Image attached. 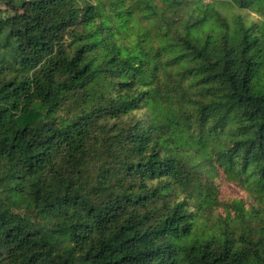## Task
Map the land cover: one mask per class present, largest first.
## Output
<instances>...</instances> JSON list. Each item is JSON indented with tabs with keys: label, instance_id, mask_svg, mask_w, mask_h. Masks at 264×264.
<instances>
[{
	"label": "trees",
	"instance_id": "trees-1",
	"mask_svg": "<svg viewBox=\"0 0 264 264\" xmlns=\"http://www.w3.org/2000/svg\"><path fill=\"white\" fill-rule=\"evenodd\" d=\"M4 3L0 264H264V0Z\"/></svg>",
	"mask_w": 264,
	"mask_h": 264
},
{
	"label": "rangeland",
	"instance_id": "rangeland-1",
	"mask_svg": "<svg viewBox=\"0 0 264 264\" xmlns=\"http://www.w3.org/2000/svg\"><path fill=\"white\" fill-rule=\"evenodd\" d=\"M15 10H18V9L10 7L9 5L4 3V0H0V13L1 14L7 15ZM222 12L229 16L231 12H233V10L222 8ZM214 183H215V186L218 187V197H219L221 204L219 205L218 209L213 214H216V215L222 214L224 216H227V211H229L228 209L230 208H226L225 205L232 207L231 203L237 199H242L247 209L257 210L258 208L264 207V203L261 202L256 196L242 189L235 183H231L227 181L222 171H220L218 178L214 179ZM229 213L232 217L234 216V211H231V212L229 211ZM217 218L219 217L217 216ZM215 220L216 218L213 217V221Z\"/></svg>",
	"mask_w": 264,
	"mask_h": 264
}]
</instances>
